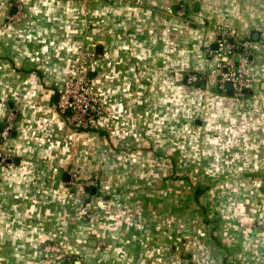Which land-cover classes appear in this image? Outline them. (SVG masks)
<instances>
[{"label":"crops","instance_id":"obj_1","mask_svg":"<svg viewBox=\"0 0 264 264\" xmlns=\"http://www.w3.org/2000/svg\"><path fill=\"white\" fill-rule=\"evenodd\" d=\"M221 26L251 41L241 97L206 52ZM81 52L97 129L54 108ZM8 107L0 264H44L48 241L72 264H264V0H0V127Z\"/></svg>","mask_w":264,"mask_h":264},{"label":"built area","instance_id":"obj_2","mask_svg":"<svg viewBox=\"0 0 264 264\" xmlns=\"http://www.w3.org/2000/svg\"><path fill=\"white\" fill-rule=\"evenodd\" d=\"M12 4L19 9L22 8L21 3ZM216 31L218 33L216 47H208L206 52L208 56L214 55L217 58L218 87L221 91H227L229 90L227 84L232 83L233 95L243 96L254 86V79L247 74V67L253 54L251 41L234 27L221 26ZM94 57L95 53L89 52H81L76 57L74 74L66 80L54 105L56 114L64 117L67 124L77 130L97 129L109 111L93 84L89 64ZM187 77L189 82L202 78L196 73H191ZM17 118L16 110L8 107L4 125L0 130V141L15 131ZM11 161L13 162L12 155L0 150V163L11 164ZM55 250L59 248H48L46 257ZM191 264H199L195 256Z\"/></svg>","mask_w":264,"mask_h":264},{"label":"rangeland","instance_id":"obj_3","mask_svg":"<svg viewBox=\"0 0 264 264\" xmlns=\"http://www.w3.org/2000/svg\"><path fill=\"white\" fill-rule=\"evenodd\" d=\"M215 63H216V60H215ZM202 77H204V76H202ZM186 80H187L186 82L188 84H190V85L198 83V80L189 82L188 81V77L186 78ZM239 97H241V96H239ZM18 117H19V115H18ZM68 174H69V183H68V185H69L70 188L78 187V186L92 187L93 185H95V186L98 185L97 184L98 177L96 175L93 178L92 177L89 178L87 181H83V180L79 179V177H78V175L76 174L75 171H68ZM52 247L59 248V250H55L54 252H52L53 254L51 253V255L46 257L47 256L46 255L47 249L48 248H52ZM51 259L54 260V264H72L73 261L77 260V257H75L73 255H66L65 253H63V250H62V248H61V246L59 244H57L55 242H52V241H48L43 246L42 261H43L44 264H46L47 261H49Z\"/></svg>","mask_w":264,"mask_h":264},{"label":"water","instance_id":"obj_4","mask_svg":"<svg viewBox=\"0 0 264 264\" xmlns=\"http://www.w3.org/2000/svg\"><path fill=\"white\" fill-rule=\"evenodd\" d=\"M97 50H98V48H97ZM227 87H228V89L230 90V93H232V83H228L227 84ZM246 93V92H245ZM12 162V161H11ZM95 191V188H93V192Z\"/></svg>","mask_w":264,"mask_h":264},{"label":"trees","instance_id":"obj_5","mask_svg":"<svg viewBox=\"0 0 264 264\" xmlns=\"http://www.w3.org/2000/svg\"><path fill=\"white\" fill-rule=\"evenodd\" d=\"M3 124H4V122H3ZM3 127V125L0 127V128H2ZM1 130V129H0Z\"/></svg>","mask_w":264,"mask_h":264}]
</instances>
